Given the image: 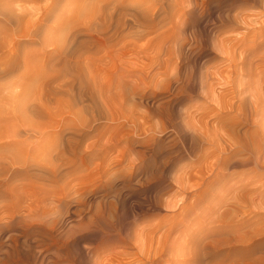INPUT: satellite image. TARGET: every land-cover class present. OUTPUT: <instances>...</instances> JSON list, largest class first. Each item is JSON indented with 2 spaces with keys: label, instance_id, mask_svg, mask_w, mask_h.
I'll return each mask as SVG.
<instances>
[{
  "label": "rangeland",
  "instance_id": "rangeland-1",
  "mask_svg": "<svg viewBox=\"0 0 264 264\" xmlns=\"http://www.w3.org/2000/svg\"><path fill=\"white\" fill-rule=\"evenodd\" d=\"M126 2L151 28L42 86L37 144L0 139V264H264V0Z\"/></svg>",
  "mask_w": 264,
  "mask_h": 264
},
{
  "label": "bare ground",
  "instance_id": "bare-ground-1",
  "mask_svg": "<svg viewBox=\"0 0 264 264\" xmlns=\"http://www.w3.org/2000/svg\"><path fill=\"white\" fill-rule=\"evenodd\" d=\"M110 4L108 0H0V139L19 138L24 132L37 144L39 104L49 110L39 97L42 86L57 74L68 71L82 90L79 68L82 48L106 47L114 41L112 31L119 34L127 26L130 15V19L142 24L139 12L127 10L126 0L115 2L113 11L107 15L104 9ZM152 8L146 5L141 10L143 16L139 15L147 29L153 21ZM99 19L104 22L109 19L110 30L90 35V26ZM51 62L54 70L48 73L46 68ZM77 95L84 96L81 92ZM57 103L65 104V112L73 115V102ZM65 121H69L67 116L62 118V122ZM18 147L2 159L12 164L26 162L22 156L26 155L22 154L25 151L22 148L21 152ZM34 149L31 153L37 156V147Z\"/></svg>",
  "mask_w": 264,
  "mask_h": 264
}]
</instances>
